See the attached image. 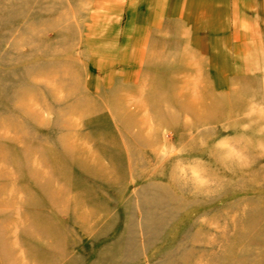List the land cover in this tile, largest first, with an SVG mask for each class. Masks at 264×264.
I'll return each instance as SVG.
<instances>
[{"label": "rangeland", "instance_id": "1", "mask_svg": "<svg viewBox=\"0 0 264 264\" xmlns=\"http://www.w3.org/2000/svg\"><path fill=\"white\" fill-rule=\"evenodd\" d=\"M0 264H264V0H0Z\"/></svg>", "mask_w": 264, "mask_h": 264}]
</instances>
